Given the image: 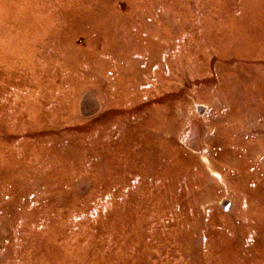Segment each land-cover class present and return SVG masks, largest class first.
<instances>
[{
    "label": "rangeland",
    "instance_id": "obj_1",
    "mask_svg": "<svg viewBox=\"0 0 264 264\" xmlns=\"http://www.w3.org/2000/svg\"><path fill=\"white\" fill-rule=\"evenodd\" d=\"M0 264H264V0H0Z\"/></svg>",
    "mask_w": 264,
    "mask_h": 264
},
{
    "label": "bare ground",
    "instance_id": "obj_2",
    "mask_svg": "<svg viewBox=\"0 0 264 264\" xmlns=\"http://www.w3.org/2000/svg\"><path fill=\"white\" fill-rule=\"evenodd\" d=\"M199 106H200V108H199L200 111H204L205 110L203 105H199ZM214 174H216L218 177H220V174L218 172L217 173L215 172Z\"/></svg>",
    "mask_w": 264,
    "mask_h": 264
}]
</instances>
